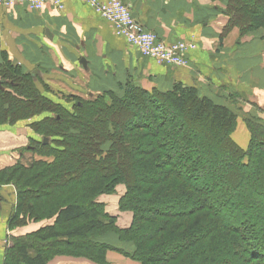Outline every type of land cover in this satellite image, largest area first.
Returning <instances> with one entry per match:
<instances>
[{"label": "trees", "instance_id": "1", "mask_svg": "<svg viewBox=\"0 0 264 264\" xmlns=\"http://www.w3.org/2000/svg\"><path fill=\"white\" fill-rule=\"evenodd\" d=\"M221 1L245 30L264 18V0L251 16L239 12L241 0ZM22 68L7 58L0 63V123L49 112L30 126L52 142L32 139L24 148L53 159L3 167L0 184L16 186L10 227L29 219L51 223L9 235L4 264H48L55 255L106 264L107 250L140 264H264L261 121L250 124L243 150L231 138L237 115L195 86L147 90L125 82L120 95L112 89L69 95V109ZM119 183L125 186L119 208L132 212L125 228L98 199ZM109 231L134 249L101 241Z\"/></svg>", "mask_w": 264, "mask_h": 264}, {"label": "crops", "instance_id": "2", "mask_svg": "<svg viewBox=\"0 0 264 264\" xmlns=\"http://www.w3.org/2000/svg\"><path fill=\"white\" fill-rule=\"evenodd\" d=\"M122 1L130 7L131 14L137 21L147 29L156 31L162 39L196 41L197 49L188 53L192 68L166 67L142 56L123 37L115 34L110 22L81 0H64L61 11L51 5H46L41 11H30L22 5H14L9 9L0 8V53L4 52L8 60L23 68L27 67L28 70L34 69L36 64L42 65L43 68H35L39 70L40 77L43 75L41 78L45 83L66 85L70 91L73 89L79 95L81 92H86L87 95L94 92L89 75L95 72L94 66L99 64L103 73L101 76H116L120 69L124 74H131L133 77L137 75L143 79L141 84L144 89H150L153 82H181L201 88L203 83H208L213 90L226 87L225 76L222 74L226 68L214 62V50L219 47L224 50L221 51L222 54L226 49L232 53L240 43H236L230 35L219 41L218 45L222 47L216 46L214 37L219 36L226 21V16L221 13L223 1ZM81 57L86 61L85 67L79 62ZM66 70L74 71L73 74L80 83L72 85L61 77L60 74H65ZM56 73L59 74L57 78L51 76ZM233 86L238 88L240 84L236 82ZM220 97L224 98V95L220 94ZM3 144L4 141L0 139V154L3 152V155H8L5 148L2 149ZM14 197L15 192L10 185L0 187V264L3 262L2 242L6 232V215L2 216V210L6 206L9 209L14 204ZM49 223L51 220L33 223L16 233L25 234ZM105 258L106 264H140L114 250H107ZM48 264L97 263L84 257L56 255Z\"/></svg>", "mask_w": 264, "mask_h": 264}, {"label": "rangeland", "instance_id": "3", "mask_svg": "<svg viewBox=\"0 0 264 264\" xmlns=\"http://www.w3.org/2000/svg\"><path fill=\"white\" fill-rule=\"evenodd\" d=\"M257 0H241V3L243 5V8L239 10L241 13H248V16H251V12L249 11L250 8H254L255 3ZM224 3V2H223ZM248 9V12H246ZM226 10V3H224V7L221 10V13L226 16L225 24L219 33L218 37H214L216 40V46L222 47L220 44L218 45L219 41H221L224 37L230 35L232 36V39L236 41V43H240L237 46V49H235L232 53L228 52L229 49L224 52V50H221L216 48L214 50V56L215 59L214 62H218V66H221L222 68L225 67L226 69H223L222 74L225 76V83L227 84L226 87H220L217 89H212L211 86L209 88L208 83H203L202 88L195 86L200 95L210 97L215 102L223 104L230 108L236 115V125L234 127V130L231 132V138L235 142V144L239 147L245 150L249 144L250 138L252 137L251 133V123L256 121H261L260 123L263 126L264 129V18H260L259 20H252L253 27L245 30L242 28L241 24L238 23V21H230L229 15L224 12ZM247 20V19H246ZM147 29L146 27H144ZM153 33H155L160 39H162L156 31L152 29H147ZM164 40V39H163ZM167 43H186L189 45H193L192 48H188V50L185 52V56L187 57V64L184 66H177V65H171L166 63H157L158 65L166 66V67H175V68H185L189 69L192 68L191 62L189 61L188 53L191 50L197 49V42L194 40H187V39H176L174 41H167L164 40ZM218 41V42H217ZM139 51L138 48L135 47ZM139 53L151 59L150 57L143 55L140 51ZM4 58H7V55L4 52L0 53V63L3 61ZM8 59V58H7ZM97 63V62H96ZM118 64V62L116 63ZM115 64V65H116ZM216 64V63H215ZM42 67V65H35V67ZM121 65H119L120 67ZM84 67V66H83ZM24 71H33L34 69H29L27 67L22 68ZM57 69V68H56ZM119 69V68H117ZM38 70V69H37ZM101 67L100 64L94 66V71L89 76V79L92 83V92L90 95H87L86 92H81L80 95L76 93L75 90L71 89L69 90V87L67 88L66 85H59V84H53V83H46L47 90H43V87L41 86L42 81L44 82L40 75H36L34 80L36 85L41 89L43 93L47 97H49L51 100H53L55 103H59L62 106H65L69 109H71V102H69L67 96L69 95H76L83 98H89V97H96L98 95H101L104 90L112 89L114 92H116L118 95L121 94L120 86L121 84L125 82H130L132 84H135L141 88L142 87V81L143 79H140L137 75L134 77L131 74H124V71L120 72V69L118 72H116V76L109 75L110 78H107L103 73L100 71ZM39 71V70H38ZM58 72V71H56ZM74 71H68L66 70V73L60 74L61 77L66 78L68 83H71L72 85H76L77 83H80L78 79H76L75 75L73 74ZM108 75V74H107ZM52 77L57 78L59 76L58 73L51 74ZM236 82H239L240 87H235L233 84H236ZM45 83V82H44ZM153 86L150 89L153 88L160 89V90H166L170 88L175 82L171 83H159V82H153ZM232 84V86H231ZM194 86V85H190ZM73 90V91H72ZM75 91V92H74ZM72 92V94H71ZM220 94L224 95L223 97H220ZM50 113H42L37 116H33L28 119H22L18 120L15 123H0V139L4 141L3 148H5V151L8 152V155H3V152L0 154V169L3 167H11L14 164H16L18 161L23 163L24 165H29L34 160H42L50 162L53 159L52 155L45 156L40 155L35 150H26L24 147L29 146V144H32L33 140H40L43 141V137L41 134L35 132L31 126L30 123L33 121H39L46 115H49ZM51 115V114H50ZM262 129V130H263ZM262 136L264 137V130L262 133ZM46 141L48 143L52 142L51 137H46ZM36 147V145H34ZM9 157V158H8ZM3 182V180H2ZM2 186L10 185L15 192L14 197V204L9 207V209L6 207L2 210V216L6 215V228H5V236L2 242V249L3 252H6L9 244L11 243L9 240V235L11 236H18L20 234H17L16 232H19L21 230H25V228L33 223H39L44 220L49 219H43L41 221H33L31 219L26 220L25 222H22L20 225H15L13 227H10L9 225V219L12 213L15 212V206H16V200H17V192H16V186L10 182L9 184H0ZM125 192V186L123 183H119L116 185L113 192L109 194H102L98 198L100 202L104 203L105 211L108 212L111 215L116 216V225L119 228H125L128 225V222L131 223L132 220V212L129 210H121L119 208V200L120 197ZM8 209V210H7ZM127 213V214H122ZM131 217V218H130ZM129 219V221H128ZM129 223V224H130ZM129 226V225H128ZM29 232H26L27 234ZM99 232L96 231L94 235H97ZM103 235L100 237L101 241H104L106 243H109L112 246L122 248L127 252H131L134 249V245L130 241H122L119 240L118 236L114 232H105L100 233ZM24 235V234H21ZM117 252V251H116ZM56 256V255H55ZM69 256V255H66ZM54 257V256H53ZM131 259V258H130ZM134 260V259H132ZM137 261V260H135ZM138 262V261H137ZM4 264V255H3V262Z\"/></svg>", "mask_w": 264, "mask_h": 264}, {"label": "built area", "instance_id": "4", "mask_svg": "<svg viewBox=\"0 0 264 264\" xmlns=\"http://www.w3.org/2000/svg\"><path fill=\"white\" fill-rule=\"evenodd\" d=\"M97 14L111 23L116 35L123 37L127 43L157 63L184 66L187 64L185 52L193 45L167 43L155 33L144 28L131 14L130 7L122 0H81ZM22 5L30 11H41L46 5L61 11L64 0H0V8L9 9Z\"/></svg>", "mask_w": 264, "mask_h": 264}, {"label": "water", "instance_id": "5", "mask_svg": "<svg viewBox=\"0 0 264 264\" xmlns=\"http://www.w3.org/2000/svg\"><path fill=\"white\" fill-rule=\"evenodd\" d=\"M46 35H49L48 31H45ZM79 62L85 67L86 61L83 57L79 59ZM32 75L35 77L36 75H39V71L37 69H34L32 72ZM43 141H46V138H43Z\"/></svg>", "mask_w": 264, "mask_h": 264}]
</instances>
